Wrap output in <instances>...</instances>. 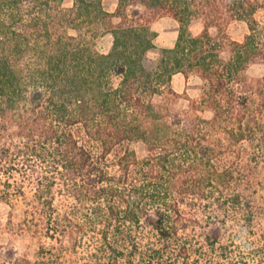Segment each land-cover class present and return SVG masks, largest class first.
<instances>
[{
	"label": "trees",
	"instance_id": "16d2710c",
	"mask_svg": "<svg viewBox=\"0 0 264 264\" xmlns=\"http://www.w3.org/2000/svg\"><path fill=\"white\" fill-rule=\"evenodd\" d=\"M118 1L0 0V200L28 188L42 205L61 242L44 247L51 264L77 246H93L88 264H211L223 229L264 215V75L248 73L264 59V0ZM164 15L179 35L150 65ZM178 72L202 78L199 96L174 87Z\"/></svg>",
	"mask_w": 264,
	"mask_h": 264
},
{
	"label": "rangeland",
	"instance_id": "374dc122",
	"mask_svg": "<svg viewBox=\"0 0 264 264\" xmlns=\"http://www.w3.org/2000/svg\"><path fill=\"white\" fill-rule=\"evenodd\" d=\"M258 17L264 20V10L258 14ZM152 28L158 35L156 37L157 47L151 49L148 53V63L150 65H154L160 57L161 47L174 46L178 38L175 34L174 26L171 23L159 21L153 23ZM203 28V19L201 17H195L192 27L193 32L198 34ZM247 31L248 24L244 21H234L229 27L231 36L235 38H242ZM212 32L217 33V27H212ZM104 36L99 41V48L102 51L104 50L101 47V42ZM248 73L254 77L263 76L264 59L261 58L253 62ZM190 76L199 75L192 73ZM201 84H203L202 78ZM189 103L190 101L188 99H185L183 102L185 106H189ZM205 115L210 117L212 112L207 110ZM131 146L139 155H146L147 148L143 142L135 141ZM257 176L262 182L259 188L263 187L261 189V193L263 194L264 170H260ZM27 191L28 194H20L15 197L16 204L14 207L9 201L0 200V264H15L16 259H28L31 264H51L53 257H48L49 255L46 254V251H43L45 250L44 247H46V250L52 245L61 247V242L51 238L49 235L51 233H48L46 220L41 212L42 205L35 200L28 188ZM261 216L263 217L260 219ZM243 217L244 215L240 214L234 226L223 229L222 233L226 238L223 243L228 242L229 245L228 247L225 246V248L217 245V249H211V264H235L238 258L246 255V252H251L247 257H251L253 264H264V215L260 214L258 217L256 216L260 223H256V221L254 225H247L242 219ZM226 247L228 251H226ZM69 249H71L70 251L73 250L71 246ZM234 249L236 250L232 253L233 258H225L220 255L225 251L229 252ZM76 250L70 254L68 253L66 260L65 258L63 260L60 258L58 262L60 263L65 260V263L62 264H88V254L93 250V246L81 248L77 246ZM207 258L202 261L204 264H210Z\"/></svg>",
	"mask_w": 264,
	"mask_h": 264
},
{
	"label": "crops",
	"instance_id": "0c3cea01",
	"mask_svg": "<svg viewBox=\"0 0 264 264\" xmlns=\"http://www.w3.org/2000/svg\"><path fill=\"white\" fill-rule=\"evenodd\" d=\"M75 0H64V4L66 6H72L74 5ZM119 6L118 0H107L106 7L110 11H116ZM159 21H165L167 23H171L174 26V31L176 36L179 35L180 30V24L179 21L171 16V15H164L160 18H158L154 23H157ZM194 19L192 21V27H193ZM113 33L109 32L107 33L101 42V47L104 51L108 52L112 46H113ZM173 85L174 87L180 91L185 92L187 91L191 96H198L200 94V91L202 89L201 84V78L199 76H189L187 77L184 73L178 72L173 77Z\"/></svg>",
	"mask_w": 264,
	"mask_h": 264
}]
</instances>
